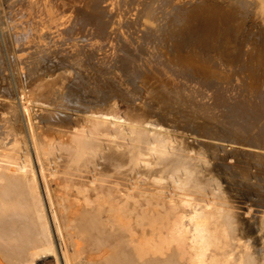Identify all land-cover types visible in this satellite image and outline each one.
I'll return each instance as SVG.
<instances>
[{"label":"bare ground","instance_id":"1","mask_svg":"<svg viewBox=\"0 0 264 264\" xmlns=\"http://www.w3.org/2000/svg\"><path fill=\"white\" fill-rule=\"evenodd\" d=\"M218 1L0 0V264H264L226 177L264 169V90Z\"/></svg>","mask_w":264,"mask_h":264},{"label":"rangeland","instance_id":"2","mask_svg":"<svg viewBox=\"0 0 264 264\" xmlns=\"http://www.w3.org/2000/svg\"><path fill=\"white\" fill-rule=\"evenodd\" d=\"M187 1V0H186ZM204 1V0H203ZM206 1V0H205ZM207 1H211V2H216L217 0H207ZM244 1L245 0H237V2L239 3V6H238V4H236V3H234L233 5L235 6V7H232V1L231 0H219L218 2H221L222 4H223V6L224 7H226V8H234V9H236L237 10V18H238V20L241 22V27H240V33H238L239 34V36H238V41H240V46L242 45L243 46V50H246L247 52H248V54L250 55V54H252L255 58H252L253 56L252 55H250V56H248V54L247 55H245V57H247V59H245V57H244V61L243 62H241V64H244L245 66L244 67H248V68H245L246 70L244 71V67H242V65L239 63L238 64V66L239 67H242V69L243 70H241L240 72H242V73H240L239 74V78H241V74L243 75V76H245L246 74L248 75H246L245 77H243L244 79H241V81H244L243 83H244V85H246V88H249V89H254V88H252V86H254V82H253V80H252V76H251V74H253V73H256L258 76H257V78H258V80L260 79V77H261V80H259L260 82H261V84H260V82L258 81L257 83H258V85L257 84H255V88L257 89V87H259V89L262 91V90H264V86H262V84L264 83V72H262L261 74H259L260 73V71H264V59H262V58H264V57H262V56H264V55H261L260 54V52L258 51L259 49H262V50H264V16L263 15H259V14H261L259 11H258V8H257V6H256V3L254 2L255 0H247L246 2L247 3H245V4H247V5H245V7H244V9H243V7H241L240 6V3H244ZM253 2V3H252ZM230 4H231V6H230ZM252 6H255V7H252ZM250 7H252L251 9H250ZM243 9V10H242ZM250 9V10H249ZM253 9H254V11H253ZM257 9V10H256ZM258 13V14H257ZM241 36V37H240ZM242 41V42H241ZM242 43V44H241ZM244 43V44H243ZM0 47H3L4 49H5V45H4V43L2 42V44L0 45ZM244 47H247V49L245 48L244 49ZM258 48V50H255V49H257ZM252 49V50H251ZM249 50V51H248ZM257 51H258V53H259V55L262 57H258L257 58V56H259L258 55V53H257ZM255 52H256V56H255ZM255 59V60H254ZM259 59H261V60H259ZM252 61H253V63H252ZM258 61V62H257ZM251 62V63H250ZM230 63H232V62H226V64H228V65H230L229 67H231L232 66V64H233V67H237L236 65H237V63H232V64H230ZM235 64V65H234ZM248 64V65H247ZM263 64V65H262ZM249 65H251V66H253L254 68L256 67V69L258 70H255L253 67L251 68V67H249ZM263 67H262V66ZM257 66H259V67H262V68H259V67H257ZM251 68V69H250ZM237 69V68H236ZM247 69H249V71L247 70ZM254 69V70H253ZM262 69V70H261ZM250 70H252V71H250ZM247 71H248V73H247ZM255 71H257V72H255ZM9 72H10V67H9ZM245 74V75H244ZM247 79H250V80H247ZM247 80V81H246ZM263 80V81H262ZM263 82V83H262ZM23 83V84H22ZM20 82V84L18 83L17 85H16V89H17V91H15V95H14V97L18 100V102H21L23 99H24V97H25V88H24V82ZM248 83H249V85H251L250 87H249V85H248ZM254 83V84H253ZM248 85V86H247ZM125 86H126V84H125ZM129 86V85H128ZM18 87V88H17ZM20 87H23L22 89H23V91H22V89L20 88ZM21 90H20V89ZM262 88V89H261ZM255 89V90H256ZM259 89H257V91H260ZM19 90V91H18ZM20 91H21V94H18V93H20ZM142 93H144L145 91H141ZM262 92H264V91H262ZM145 93H147V91L145 92ZM24 95V96H23ZM140 97L141 98H143L144 96H142V95H140ZM153 103H155L156 104V106H159V101H153ZM120 109H119V111H121L122 113L125 111V109H126V107H125V105L122 103V102H120ZM164 103H162V102H160V105H163ZM240 162H242V161H233V162H231L230 164H232L233 165V168H232V170H231V168H229V172L227 173L228 175L226 176V177H229L228 179H229V181L231 182V185H233V189L231 188V189H229L228 191H227V197L230 199V201L236 206V210H238V208H239V210L238 211H240L242 214H244L245 216H246V218L249 220V218L251 219V217L253 216L252 214H254V212H256L257 211V209L258 210H260L261 209V211H258V212H256L257 214L255 215L254 214V217H252V218H254L255 219V223H254V219H252V220H250V223H249V231H244V232H242L239 236H240V238L242 239V242H244L246 245H247V247H249L251 250H253L254 251V253L255 254H259L263 249H264V230H260L261 229V226H260V223H258V222H256V221H259L260 222V216L261 215H263L264 214V174H262V173H264V169L261 171V172H259V173H256L257 174V176H256V174H254L253 175V173H251L250 171H249V165H245V160L243 161V164L242 163H240ZM240 165V166H239ZM238 166H239V168H238ZM246 166V167H245ZM241 167H245V169H243V168H241ZM247 168V169H246ZM234 169H235V171H234ZM239 169V170H238ZM231 170V171H230ZM246 171V172H245ZM249 171V172H248ZM243 172V173H242ZM233 173L235 174L234 175V177H232L233 176ZM240 173V174H239ZM247 173V174H246ZM230 174H232V175H230ZM243 176H242V175ZM249 174H252L253 175V178L252 177H250V176H252V175H249ZM241 175V176H240ZM236 176V177H235ZM246 176V177H245ZM238 177V178H237ZM241 177L243 178V179H245V180H243V179H241ZM220 178H221V180L223 181V179H224V177H222V176H220ZM237 180H235V179ZM247 178H249V179H247ZM226 179V178H225ZM224 179V180H225ZM234 181H233V180ZM238 179H240V180H238ZM243 180V181H242ZM251 180V181H250ZM233 181V182H232ZM238 182V181H240V183H234V182ZM247 181V182H246ZM250 181V182H249ZM223 183L224 184H226V181H223ZM245 183H249V185H247V184H245L246 186H247V188H246V186L244 185ZM251 183V184H250ZM236 184V185H235ZM239 184V186L237 187V188H235L237 185ZM242 185H243V187H242ZM245 186V187H244ZM259 188H258V187ZM249 187H251V188H249ZM240 188H242V189H244V190H242V189H240ZM254 188H256L257 189V191H256V189L254 190ZM262 188V189H261ZM235 189H237V190H235ZM240 189V190H239ZM250 190V191H248V194H247V192H246V190ZM254 190V191H252V190ZM259 189V190H258ZM239 190V191H238ZM237 191H238V193H237ZM240 191L243 193V194H241L240 193ZM246 192V193H244V192ZM259 191H260V193H259ZM231 193V194H230ZM237 193V194H236ZM253 193V194H252ZM261 193H262V196H261ZM233 194H235V195H233ZM245 194V195H244ZM260 194V195H259ZM260 197V198H259ZM262 197V198H261ZM259 200V201H258ZM261 203H262V205H261ZM259 204H260V206H259ZM242 205H243V207H242ZM246 205V206H245ZM256 205H258V206H256ZM238 206V207H237ZM250 207L249 209V213L246 211V210H248V208H246V207ZM252 206V207H251ZM242 207V208H241ZM256 207H257V209H256ZM244 208V209H243ZM251 208L252 209H254V210H251ZM263 208V209H262ZM242 209V210H241ZM256 210V211H255ZM250 211H253V212H251L250 213ZM260 212V213H259ZM252 215V216H251ZM252 223V224H251ZM255 224V226H254V224ZM260 227V228H259ZM254 229V230H253ZM257 229H258V231H257ZM252 231V232H251ZM254 231V232H253ZM259 232L258 233V235H257V232ZM263 233V234H262ZM263 235V236H262ZM260 238V239H259ZM261 238H263L262 240H261Z\"/></svg>","mask_w":264,"mask_h":264}]
</instances>
